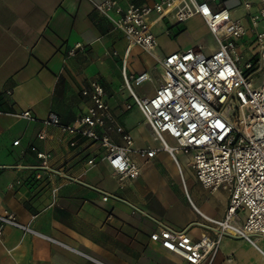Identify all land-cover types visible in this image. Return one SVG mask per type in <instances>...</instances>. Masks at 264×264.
Listing matches in <instances>:
<instances>
[{
	"label": "crops",
	"instance_id": "0c3cea01",
	"mask_svg": "<svg viewBox=\"0 0 264 264\" xmlns=\"http://www.w3.org/2000/svg\"><path fill=\"white\" fill-rule=\"evenodd\" d=\"M102 1L0 0V214H14L37 233L4 226L0 235V264H182L180 258L149 239L156 225L148 216L177 229L200 219L193 210L192 220L172 224L165 221L171 203L164 183L142 182L146 178V162L157 155L148 161L139 159L141 174L121 186L112 177L106 161L100 159L105 152L103 147L82 139L72 147L71 136L58 128H44L39 121L13 115L30 110L35 118L42 119L54 113L63 123H70L88 104L81 89L95 80L104 87L112 111L132 135L124 118L136 106L124 108L128 96L123 105L112 104L113 97L124 90L122 66L130 74L148 73L153 94L161 82L158 60L195 46L178 45L168 36L183 25L176 33L180 34L192 19L204 21L196 16L176 23L169 15L151 27L158 39L154 52L143 51L137 45L127 52L128 39L95 7ZM119 1L122 5L128 1L136 5L153 2ZM77 42L84 45V50L68 55L69 48ZM167 42L170 47H166ZM160 45L164 50L158 51ZM5 89L11 90L10 96L3 93ZM43 129L46 138L40 140L37 133ZM113 137L119 141L116 134ZM132 137L135 147L140 148ZM14 140L19 143L13 145ZM31 146L50 152L49 165L79 181H68L38 168L40 160ZM91 156L96 165L86 169V159ZM165 158L176 173L167 153ZM95 187L114 193L121 200L104 201ZM53 188H57L55 196ZM182 190L180 183L178 191ZM129 203L141 211L134 212ZM193 204L205 214L220 217L227 198L213 212L203 201ZM200 233L198 227L190 229L193 236ZM211 264H264V237L256 238L255 244L223 237Z\"/></svg>",
	"mask_w": 264,
	"mask_h": 264
},
{
	"label": "built area",
	"instance_id": "2783aa9c",
	"mask_svg": "<svg viewBox=\"0 0 264 264\" xmlns=\"http://www.w3.org/2000/svg\"><path fill=\"white\" fill-rule=\"evenodd\" d=\"M220 4L233 6L219 8ZM95 7L128 39L127 52L132 45L154 52L158 39L151 27L169 15L176 23L200 17L215 37L217 47L208 53L202 45H195L158 60L161 82L150 96L140 97L132 89V84L150 80L149 74H130L122 66V86L129 93L124 108L139 109L152 139L159 145L135 147L132 135L107 102L104 87L95 80L81 89L88 104L70 123H63L54 113L42 119L35 118L30 110L13 115L39 121L44 128H58L71 136L72 147L78 146L79 139L103 147L105 152L100 159L106 161L112 177L121 186L141 174L139 159L148 161L159 151L166 152L190 206L200 219L177 229L148 216L156 225L149 239L180 258L182 264H211L225 236L255 244L256 238L264 237V0H153L146 5L103 0ZM239 8L240 16L234 13ZM246 34L251 38L248 47L240 42ZM83 50L84 45L77 42L67 53L73 55ZM3 93L10 96L11 90L5 89ZM37 138H46L44 129L37 133ZM18 143L19 140L13 141V145ZM30 148L40 160L38 168L68 181H79L50 166V152ZM178 153L187 157L186 167L203 188L226 192L222 216L205 214L190 200ZM95 165L94 156L86 159V169ZM95 189L104 201L121 200L114 193ZM56 190L52 189L53 196ZM129 205L134 212L141 211ZM4 226L37 234L11 213L0 214V235ZM193 227L200 228L198 236L190 234Z\"/></svg>",
	"mask_w": 264,
	"mask_h": 264
},
{
	"label": "rangeland",
	"instance_id": "374dc122",
	"mask_svg": "<svg viewBox=\"0 0 264 264\" xmlns=\"http://www.w3.org/2000/svg\"><path fill=\"white\" fill-rule=\"evenodd\" d=\"M224 6L232 7V4H220L219 8ZM236 15H242V10L235 9ZM244 23L245 20L243 19ZM179 28H183V25H178ZM157 27V26H156ZM176 27V26H174ZM185 29L180 33V30H176L174 34L172 33L169 40L174 41L178 45L183 46V44L194 43V45H202L204 52L208 53L217 47L215 37L206 30V26L200 19H192L185 24ZM251 38L249 34H246L243 39L240 40L241 43L248 47ZM247 45V46H246ZM171 43L167 42L166 47H170ZM244 48V47H243ZM164 50L163 45H160L158 51ZM251 53V50L249 51ZM249 56V54H247ZM133 91L140 97L151 95L153 92V81H144L139 85L132 84ZM129 95L128 90L124 89L122 93L113 97L112 104L123 105L124 99ZM127 115V114H126ZM126 126L132 129V135L136 140V145L139 147H157L159 145L158 141L152 139L151 131L149 130L146 123L143 121V116L140 111L133 107L129 114L124 118ZM172 143L171 140H168ZM166 152L159 151L157 156L148 163L146 162L143 172H146V178L142 182L148 185L153 183H164L165 188L170 194L171 206L167 209V217L165 221L172 224V222H184L194 219L195 213L191 208L187 198L184 196V189L182 193L178 191V184H180L179 177L173 171V167L165 158ZM177 158L181 163L184 178H185V188L189 194L191 200L199 205V201H203L207 205L208 210L213 212L217 211L223 203V199L226 196V192L222 189H218L217 192H209V190L203 188L196 180L193 172L190 168L186 167L185 162L187 157L183 153H178ZM172 162V161H171ZM174 165V164H173Z\"/></svg>",
	"mask_w": 264,
	"mask_h": 264
}]
</instances>
